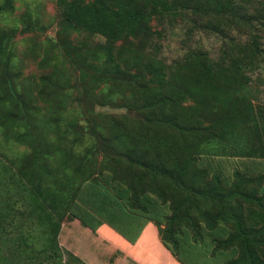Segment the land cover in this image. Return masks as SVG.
<instances>
[{"label": "trees", "instance_id": "trees-1", "mask_svg": "<svg viewBox=\"0 0 264 264\" xmlns=\"http://www.w3.org/2000/svg\"><path fill=\"white\" fill-rule=\"evenodd\" d=\"M55 1V51L42 62L52 69L33 96L13 43L45 26L31 10L11 25L16 0H0V130L30 148L0 179L9 191L0 234L21 202L40 228L24 241L31 253L11 243L0 264H63L64 223L96 232L122 216L153 221L182 264H264V105L252 98L264 70V0ZM183 21L187 39L220 37L219 55L198 47L164 61L167 30ZM37 101L52 108L55 144L36 132Z\"/></svg>", "mask_w": 264, "mask_h": 264}, {"label": "rangeland", "instance_id": "rangeland-1", "mask_svg": "<svg viewBox=\"0 0 264 264\" xmlns=\"http://www.w3.org/2000/svg\"><path fill=\"white\" fill-rule=\"evenodd\" d=\"M259 1L262 0H258L257 2ZM27 10L40 14L42 24L45 26V31L17 35L13 43L14 63L16 65V70L20 73L21 86L26 87V89L30 90V94L35 96L37 90L36 85L40 87L41 76L49 73L52 69L51 65L48 64L42 66V62L45 59L46 50L49 49L50 52H53V50L55 51L53 41L57 38L58 10L55 0H16V11L13 15H10L11 25L20 27L21 23L19 18ZM186 25V22L183 21L176 23L173 29L168 28L166 36L162 41L163 48L161 58L164 61L168 63L177 61L184 56L188 50L198 47L210 50L215 56L219 55L222 43L220 37L206 32H197L193 34L190 39H187L184 34L187 29ZM157 28L161 29V26H157ZM259 32L264 36V30H260ZM233 35H241L240 37L244 41L249 39L248 34L243 31H240V33L235 31ZM52 62H54V60H52ZM72 81H74V78ZM252 90V98L256 107L258 108V106L264 105V70H262L261 79L257 80L254 76ZM70 93L75 94V90L71 89ZM71 102L72 100L67 98L66 118H72V115L75 113ZM103 110L110 112L114 111L110 108H105ZM51 115L52 108L47 107L46 104L41 101L36 102L33 111L36 132L45 140V143L52 145L58 141V138L54 132L57 125L54 122H50L49 119ZM62 129H64L63 126ZM29 152L30 148L28 146L19 144L14 140H8L6 136H4L2 130H0V179L3 178L2 176L7 177L9 175L6 171L13 173L18 158ZM56 158L53 155L51 159L55 161ZM236 161H240V165L242 166H251L253 163V161L248 159L244 160L246 164L242 163L241 158L237 157L235 158V163ZM258 162L264 166V158H259ZM8 187H10L11 190L13 189L12 191L15 189L14 185H8ZM8 187L5 186V189ZM7 192H9L7 189L6 191H0V196L1 193H6V196L7 194L9 195ZM6 201L9 200L6 199ZM11 204H14V196L11 199ZM14 207L15 210H12L3 220L6 231L0 234V238L3 237V241L0 242V253L2 256L10 254L7 245L11 243H13L12 245H15L16 249H19L24 256L31 253V245L28 244L29 247H27L24 241L27 240L26 237L36 234L37 229L40 230L35 216L30 214V206H24L21 202L15 204ZM5 210L6 209L3 211L6 212ZM62 229L63 226L61 231Z\"/></svg>", "mask_w": 264, "mask_h": 264}, {"label": "crops", "instance_id": "crops-1", "mask_svg": "<svg viewBox=\"0 0 264 264\" xmlns=\"http://www.w3.org/2000/svg\"><path fill=\"white\" fill-rule=\"evenodd\" d=\"M63 264H182L167 249L157 225L142 218L120 217L116 228L97 231L78 219L66 222L59 235Z\"/></svg>", "mask_w": 264, "mask_h": 264}]
</instances>
